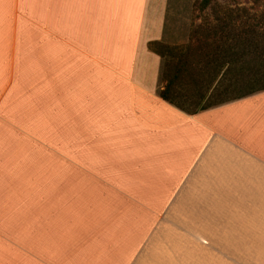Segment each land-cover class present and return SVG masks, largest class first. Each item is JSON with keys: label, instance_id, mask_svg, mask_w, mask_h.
I'll return each instance as SVG.
<instances>
[{"label": "crops", "instance_id": "1", "mask_svg": "<svg viewBox=\"0 0 264 264\" xmlns=\"http://www.w3.org/2000/svg\"><path fill=\"white\" fill-rule=\"evenodd\" d=\"M170 5L0 0V264H264V87L161 97Z\"/></svg>", "mask_w": 264, "mask_h": 264}, {"label": "rangeland", "instance_id": "2", "mask_svg": "<svg viewBox=\"0 0 264 264\" xmlns=\"http://www.w3.org/2000/svg\"><path fill=\"white\" fill-rule=\"evenodd\" d=\"M205 4L204 0H171L169 9L171 22L165 42L155 46L163 58L160 91L162 92L167 82L172 79L173 83L168 92L169 99L190 111L264 87V75H260L262 72L251 78V83L245 86H228L233 78L227 75L230 79L224 82L222 88L214 91L208 98L200 97L196 87L203 83L204 78L199 74L207 73L210 76L215 74L214 65L209 61L211 55L208 53L216 52L217 43L211 46L205 40L202 41L205 39L207 29L218 24V29L221 28L219 26L226 24L229 16H232L237 24V32L248 31L242 34V38L250 39L251 23L254 25L258 21H264L262 18L264 0H211L206 6ZM256 27L259 34H263L264 25L257 23ZM220 43L222 44L221 41L218 42L219 45ZM239 46L242 47L241 44ZM254 55L256 56L251 52L249 56L251 65L254 62ZM244 262L251 264V258L247 262L241 257V264H245Z\"/></svg>", "mask_w": 264, "mask_h": 264}, {"label": "trees", "instance_id": "3", "mask_svg": "<svg viewBox=\"0 0 264 264\" xmlns=\"http://www.w3.org/2000/svg\"><path fill=\"white\" fill-rule=\"evenodd\" d=\"M204 2L206 3L204 6H206L211 0H204ZM229 17L230 19L226 24L219 26L221 28L218 29L219 24L208 28L205 39H202V41L205 40L211 46L217 43V46L216 52L208 53L211 55L209 61L214 65L213 70H215V74L210 76L206 73L204 76L200 73L199 75L204 78L202 79L203 83L198 85L196 87L197 89L194 87L200 97L204 98L208 94L213 95V92L222 88L224 82L230 78L233 79L229 81L230 84H228V86H245L250 84L251 78L255 77L258 73L262 72L260 75H264V31L262 32L263 34H259L258 28L256 27L257 23L264 25V21H258L254 25L251 23V38L249 39L248 37L242 38V34H246L248 31L243 30L242 33H238L236 29L237 24L234 22V19H232V16ZM262 18H264V15H262ZM238 34L239 37H237ZM220 41L222 44L220 43L219 45L218 42ZM239 44H241L242 47H240ZM156 45L157 43H151V47L153 48H155ZM251 52L256 54V56L254 55V62L252 65L249 60ZM256 65H258L257 68L255 67ZM255 68L256 70L253 72ZM236 71L238 75H235L237 74ZM251 73L253 74L251 75ZM227 75H229L230 78H228ZM172 83V79L167 82L166 87L161 92V97L176 104L168 97V92ZM176 105L190 113L198 111H190L178 104ZM210 106L211 105L203 106L199 110L206 109Z\"/></svg>", "mask_w": 264, "mask_h": 264}]
</instances>
